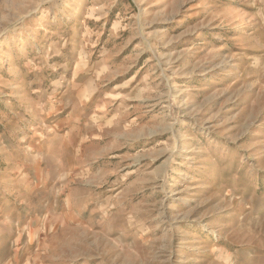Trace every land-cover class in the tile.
<instances>
[{
    "label": "rangeland",
    "instance_id": "374dc122",
    "mask_svg": "<svg viewBox=\"0 0 264 264\" xmlns=\"http://www.w3.org/2000/svg\"><path fill=\"white\" fill-rule=\"evenodd\" d=\"M0 264H264V0H0Z\"/></svg>",
    "mask_w": 264,
    "mask_h": 264
}]
</instances>
